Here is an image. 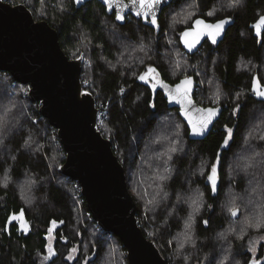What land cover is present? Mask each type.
<instances>
[{"label": "trees", "instance_id": "obj_1", "mask_svg": "<svg viewBox=\"0 0 264 264\" xmlns=\"http://www.w3.org/2000/svg\"><path fill=\"white\" fill-rule=\"evenodd\" d=\"M3 1L11 6L24 5L36 22H47L58 33L60 47L69 59L83 54L81 80L88 84L86 90L96 103L103 104L107 111L105 117L100 118L98 129L104 138L112 141L136 204L138 223L144 236L156 244L166 264H248L252 257L241 253L240 249L248 236L247 230L256 229L264 235V227L254 226L257 220H264V140L256 141L249 126L254 120H260L259 113H264V98L259 100L252 93L255 77L264 91V32L257 38L253 29L264 15V0H244L238 8H227L226 3L230 0H192L196 16L188 21L184 19L180 28H174L169 25L170 10L184 3V0H178L162 11L159 33L130 17L124 25L117 24L97 2L76 9L73 0H53V3L48 0ZM42 1H46L47 6L39 12ZM215 9L217 11L211 13ZM197 18L207 22L228 18L233 24L219 45L206 42L189 56L183 51L179 36ZM145 42L149 45L143 52L139 47L144 45H138ZM177 51L185 54V60L193 69L185 76H192L196 81L198 89L194 99L198 105L215 106L206 101L211 87L202 85L205 74L220 85L222 115L201 141L188 139V129L178 110L168 109L161 93L152 103L149 89L136 82L147 66L156 68L169 84L184 78V75L175 77L172 72V52ZM2 77H5L4 88L10 85L16 92L13 97L9 91L12 97L7 95L2 100L5 113L8 112L10 118L11 110V116L16 113L19 118L16 112L19 106L30 109L32 117L23 116L22 120L29 124L30 134L37 138L36 146L41 155L31 156L20 151L24 133L9 136L0 132V139L5 144L10 142V148L15 152V156L9 158L4 157L0 149V264H41L52 221L61 226L55 234L56 256L47 264H81L83 252H93L91 248L95 243L97 259L103 252V245L108 243L105 241L108 236L121 247L126 264V252L120 240L96 227L85 202L82 200L78 204L74 197L77 185L57 172L65 155L55 129L39 115L36 104L21 97L22 85L12 86L14 81L8 73L0 72ZM124 88L121 96L119 93ZM167 114L171 116L166 117ZM226 137H230L228 144L222 147ZM176 138L179 141L174 146ZM50 148H54L59 157L57 165L50 164L51 171L45 158ZM252 151H256V156L246 157ZM239 153L253 163V175L247 179L241 175L244 163ZM232 157L239 160L238 165V160L231 162ZM213 165L217 169L215 191L208 179ZM201 166L202 171L199 170ZM235 166L236 179L229 181L228 173ZM29 174L40 178L41 183L28 186L33 198L30 195V205H24L16 184ZM8 176L10 185L4 183ZM54 178L65 183L63 187L58 186ZM229 183L232 184L230 196L225 199ZM200 198L206 200L203 210L200 209ZM193 200H197L198 208ZM233 209L237 213L235 216ZM20 213L22 216H18ZM11 215L16 219L7 233L6 225ZM21 217L29 225L27 236L23 235ZM76 219L80 226L76 225ZM16 221L20 223L16 224ZM20 225L22 230H19ZM79 231L81 234L77 235ZM98 235L102 240L97 238ZM79 241V259L68 263L65 257ZM258 256L264 264V243L259 247Z\"/></svg>", "mask_w": 264, "mask_h": 264}, {"label": "water", "instance_id": "obj_2", "mask_svg": "<svg viewBox=\"0 0 264 264\" xmlns=\"http://www.w3.org/2000/svg\"><path fill=\"white\" fill-rule=\"evenodd\" d=\"M176 1L178 0H160L147 15H137V7L132 6L131 0H122V6L115 7L105 5L104 0H73V3L79 9L86 3L97 2L104 7L108 16L114 15L117 24L124 25L126 18L132 17L159 33L162 11ZM117 12L124 17L123 20L116 19ZM260 18L253 25L254 36L257 38H261L264 32V24L256 27ZM153 19L155 24L151 23ZM196 20H202L207 25L221 21L207 22L197 18L189 28L182 31L190 32L188 37L181 33L179 38L183 51L189 56L194 55L205 42L213 46L219 45L233 24L231 19H222L227 20V23L215 38V43L207 34L201 35L199 42L190 50L185 40L193 42L197 32L209 31L204 25H196ZM193 29L196 31L193 32ZM83 66V55L77 59H69L60 47L58 33L47 22H36L24 5L11 6L0 0V72L8 73L15 83L29 87L28 100L38 106L39 115L55 129L65 155L64 163L58 167L57 172L80 188L91 220L98 229L120 240L126 252L127 264H166L156 244L144 236L139 226L136 204L129 192L124 168L113 151L112 141L104 138L98 129L102 111L97 108L95 98L82 87ZM153 72L158 73V70L154 67L147 69L137 77L136 82L150 90L152 103L160 92L166 100L167 108L178 110V115L188 129L190 141L204 140L220 119L223 108H204L196 103L194 77L187 76L175 84H169L159 73V79L154 75L150 77ZM141 76L144 79H140ZM149 77L153 80L152 84L148 82ZM186 81L190 83H182ZM185 88L186 97L183 95ZM257 91H262V88L255 77L252 93L255 98L263 99L256 94ZM210 108L216 109L211 123L202 135H193L192 124H199L206 118L208 113L204 110ZM18 216H22L21 213ZM14 219L12 215L9 217L7 232ZM20 219L23 221V235L27 236L30 232L29 225L23 217ZM21 225L19 230H22Z\"/></svg>", "mask_w": 264, "mask_h": 264}, {"label": "rangeland", "instance_id": "obj_3", "mask_svg": "<svg viewBox=\"0 0 264 264\" xmlns=\"http://www.w3.org/2000/svg\"><path fill=\"white\" fill-rule=\"evenodd\" d=\"M56 1L61 2V0H56ZM243 1L244 0H240V3H238V4L234 3V0L227 1L226 7L227 8H238L243 3ZM48 2L53 3V0H48ZM46 3H47L46 1H42L40 3L39 8H38L39 12H43L46 9V6H47ZM215 11H217V9L213 10L211 13H215ZM170 13H169L170 14L169 25H170V27H174V28H178V27L180 28V25H181V23H183L184 19H185V21H188V20L192 19L194 16H196V14H197L196 11L194 10V3L192 2V0H184V3L180 4L178 7H175L173 10H170ZM180 15L182 16V18H180ZM208 15H210V14L208 13ZM166 33H167L166 36H169L168 32H166ZM180 35H181V33H180ZM179 38H180V36H179ZM140 45H144V46L139 47V50L145 52L146 51L145 46H147L149 44L147 42H145L144 44L140 43L138 46H140ZM171 49H172V47H170V50ZM184 55L185 54H183L179 51L174 52V53L172 52V58H173L172 72H173V75L175 77H178L180 75H184L183 77H186L185 74L193 71V69H191L189 67V62H187L185 60ZM79 57L80 56L76 57V59ZM140 61L143 65L144 60L141 59ZM145 67H146V65L144 66V68ZM263 69H264V57H263ZM196 73H198L200 78L202 77L200 72H196ZM203 74H205L204 71H203ZM204 77H205V81L202 82L203 87H205V88L209 87V89L211 87L210 93L208 94V99L206 101H207V103H209L211 105L212 104L215 105V106H211V107H217L220 105V101L222 100L220 90H219L220 85L215 79H211V78L206 77V74L204 75ZM4 78L5 77L0 78V87H2V88H0V123H3V124H0V132L1 131L6 132L5 134L9 135V136L12 134H16L17 132L24 133V137L22 138V141H21L23 143L20 144V151L25 152L26 154H29L31 156L35 155V156L39 157L41 155L40 154L41 151H39L38 146H36L37 138L33 134H30L29 124L25 123V121L23 122V120H22L23 116H27V115L29 117L31 116L30 109L27 107H23L22 108L23 111H22L21 107L19 106L16 109V112H18V114L20 115L19 118H17L16 113H14V115L11 116V110L9 112L10 118H8V112L5 113V106L2 103V100L5 99L7 95L8 96L12 95L13 97L16 96V94H14L16 92L10 88L11 87L10 85H8V87H7V84H6L7 88H4V86L2 85V82H5L3 80ZM9 91H10L11 95L9 94ZM121 91L122 92L119 94L122 96L125 92V88L123 90L121 89ZM96 106L98 109H101V111H102L101 117H105L107 111L103 108L104 105L96 103ZM12 112H15V111L12 110ZM25 112L28 114H26ZM261 113H259V115H261L260 120H254V122L249 125L251 127L250 130L255 135L254 138L256 141H263L264 140V120L262 119V116L264 115V113H263V115ZM165 115H166V113L164 114V116ZM170 116H171L170 114H167L166 117H170ZM99 121L100 120L98 119V124H99ZM33 122L35 123V121H33ZM254 128H257V129H254ZM178 141H179V139L176 138V140L174 142V146L177 144ZM247 141H248V138H246L244 141L245 145H246ZM0 149L3 152L4 157L8 156L10 158V156H15V152L13 150H11V148H10V142H9V144H5L4 140L0 139ZM145 150H146V147H145ZM48 151H50V152H49V154H47V157H45V158H47L46 163H47V165L51 171V165L50 164L52 163L53 165L54 164L57 165L59 157H58L54 148L53 149L50 148ZM145 152H143V153H145ZM250 154H253L252 157H255L256 151H252L251 153L247 154L246 157H248ZM235 155L238 156V153L236 152ZM240 155H242V154L239 153V157H240V160L243 161V163H244L243 164L244 167L241 165L242 166L241 167L242 168L241 169L242 170L241 175L244 176L245 179H247L249 176L253 175L252 174L253 163L251 161L247 160V158L242 157ZM236 160H238V159H233V157L231 158V162L236 161ZM255 161H254V163L256 164ZM238 163H239V160L237 162V165H238ZM229 169H230L229 171H231V167ZM199 170L202 171V166L199 168ZM9 177L10 176H8L7 179H5V181H4L5 184L10 185V178ZM28 177H30V179ZM28 177L26 176L25 178H23L21 180L20 183L16 184L17 185V193H18V195H19V197H20V199L24 205H30L31 202L28 200L30 198V195H31V198H33L32 193L30 192V189L28 188V186L31 187V186L37 185L38 183H41L40 178L36 179V177L32 174H29ZM235 177H236V166H235V169L233 171L228 173V180L233 181L232 179L233 178L236 179ZM55 182L58 186H61V187H63V185L65 184L62 181H60L61 183H59V181L58 180L56 181V179H55ZM231 185L232 184L229 183L226 186L225 190H227V192H226L225 199H227L230 196L229 189H230ZM24 193L28 194V195L22 196V194L24 195ZM76 195H74V197ZM193 201H192V203H193ZM195 201H197V200H195ZM205 206H206V200L205 199L203 200L202 198H200V209L203 210L205 208ZM80 209H81V207H80ZM201 210H200V214L202 213ZM81 213L83 214L84 212L81 211ZM195 214H196V212H194V215ZM195 218H197V217H195ZM75 221H76V225L80 226L77 223V222H79V219H76ZM56 223H58V222H56ZM56 223H55V225H53V223L50 224V227L48 229V234L46 236V240H47L46 251H45V254L43 256H41V258H40L41 264H47L49 261H51L56 256V253L54 252V248H55L54 244L56 242V237L51 236V233L57 232V229L61 226V225L59 226V224H56ZM50 229H51V231H50ZM8 231H9V229H8ZM247 231H248L247 232L248 236L244 239V242L240 244V249L242 250L241 253H246L248 256L252 257L251 258L252 260H250L248 262V264L251 262L255 263L257 261H262V260H259L258 251H259L260 245L264 243V235H262L259 232H256V229H249ZM78 234L79 235L81 234L80 231L77 232V235ZM243 235H246V234H243ZM97 238L102 240L99 235ZM105 241L108 243H107V245H103L104 246L103 252L101 255H99V257L97 259H96L95 253L98 250L97 249L98 246L95 243L94 248H91V250H93V252H90L89 250H88V252L86 251V253L83 252L81 264H93L94 262H95V264H125V259H124L125 255H124L123 251L121 250V247L118 245L117 241L114 238H111L109 236L106 237ZM80 243H81L80 241L77 243H74V246L69 250V253L65 257V260L68 261V263H75V261L77 259H79ZM254 258H256V260Z\"/></svg>", "mask_w": 264, "mask_h": 264}, {"label": "snow or ice", "instance_id": "obj_4", "mask_svg": "<svg viewBox=\"0 0 264 264\" xmlns=\"http://www.w3.org/2000/svg\"><path fill=\"white\" fill-rule=\"evenodd\" d=\"M105 5L109 6V7H115L117 5H121L122 6V0H104ZM160 3V0H131V4L132 6L137 7V15H147L149 14L152 9ZM234 3H240V0H234ZM211 15V13H209ZM116 19L117 20H123L124 17L117 12L116 14ZM151 23L155 24L156 21L155 19H153L151 21ZM227 23V20H221L218 23L214 24V25H207L205 24L204 21L202 20H196L195 24L196 25H204L205 28L209 29V31L207 33H204L203 31L197 32L196 33V38L193 42H189L187 39L185 40V44L189 47V49L191 50L193 47H195V43L199 42V36L201 35H205L207 34L209 36L210 39H212V42L215 43L216 42V37L220 35L221 31L223 30V25ZM260 24H264V17H261L258 24L256 25V27H259ZM193 32H195L196 30L193 29ZM190 35V32H184L182 33V36L184 37H188ZM140 79H144L143 76L139 77ZM182 83H190V81H186V82H182ZM178 88L180 86H177ZM256 87L255 82H254V88ZM256 94L262 98H264V91H257ZM183 95L186 97L187 96V89H184ZM205 112L208 113L207 117L204 118L199 124H192V134L193 135H202L204 130L206 129L207 125L209 123H211L213 116H215L216 114V109H205ZM191 123V121H190ZM231 129H228V132L231 133ZM230 137H226L224 140V144L221 145L222 147L227 146L228 144V140ZM217 169H216V165L212 166V175H209L208 179L209 181L212 182L213 184V190L215 191V173H216ZM193 204H195L197 206V208L199 207V205L197 204V202L194 200ZM236 210L233 209L232 210V215L235 216ZM15 217H13L14 219ZM53 225H55V221L52 222ZM255 227L259 228V227H264V220H257V222L254 225ZM51 231V229H50Z\"/></svg>", "mask_w": 264, "mask_h": 264}, {"label": "built area", "instance_id": "obj_5", "mask_svg": "<svg viewBox=\"0 0 264 264\" xmlns=\"http://www.w3.org/2000/svg\"><path fill=\"white\" fill-rule=\"evenodd\" d=\"M15 84H17V83L13 82L12 86H14ZM87 86H88L87 83L82 82V87H83L84 90L87 89ZM10 88H11V87H10ZM197 89H198V87L196 86V87H195L194 95H195V93L197 92ZM21 97H22V98H26V99H28V97H29V87H24V89L21 91ZM101 115H102V112H101L100 115H99V120H100V118H101ZM77 187H78V186H77ZM77 190H78V191H77V195L75 196V198H76V201L78 202V204H80V203L82 202L83 198H82L81 191H80V188H79V187L77 188ZM83 201H84V200H83ZM96 227H97V226H96Z\"/></svg>", "mask_w": 264, "mask_h": 264}, {"label": "flooded vegetation", "instance_id": "obj_6", "mask_svg": "<svg viewBox=\"0 0 264 264\" xmlns=\"http://www.w3.org/2000/svg\"><path fill=\"white\" fill-rule=\"evenodd\" d=\"M113 17H114V15H113ZM127 18H129V17H127ZM127 18H126V19H127ZM130 18H132V17H130ZM214 22H216V21H214ZM205 43H206V42H205ZM205 43H204V44H205ZM204 44H203V45H204ZM203 45H202V46H203ZM151 67H152V66H148V67H146L145 70H144V72H142V74H144V73L147 71V69H149V68H151ZM158 73H159V72H158ZM158 73L153 72L152 74H150V77H151L152 75H154V77H155L156 79H159V75H158ZM159 74H160V73H159ZM160 75H161V74H160ZM139 76H140V75H139ZM150 77H149V79H148V82H149L150 84H152V83H153V80H152ZM161 78H162V76H161ZM162 79H163V78H162ZM147 89H148V88H147ZM149 91H150V90H149ZM158 93H160V92H158ZM158 93H157V94H158ZM20 220H21V219H20ZM21 221H22V220H21ZM15 223H16V224H17V223L19 224L20 222H19V221H16ZM55 234H56V232H54V233L52 232V233H51V236H55ZM254 259L256 260V258H254ZM251 260H252V259H251Z\"/></svg>", "mask_w": 264, "mask_h": 264}]
</instances>
